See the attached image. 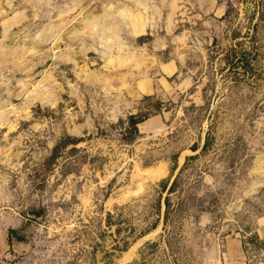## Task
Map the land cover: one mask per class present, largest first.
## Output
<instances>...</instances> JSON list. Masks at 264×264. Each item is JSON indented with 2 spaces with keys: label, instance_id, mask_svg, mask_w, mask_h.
I'll return each instance as SVG.
<instances>
[{
  "label": "rangeland",
  "instance_id": "obj_1",
  "mask_svg": "<svg viewBox=\"0 0 264 264\" xmlns=\"http://www.w3.org/2000/svg\"><path fill=\"white\" fill-rule=\"evenodd\" d=\"M262 227L264 0H0V264H258Z\"/></svg>",
  "mask_w": 264,
  "mask_h": 264
},
{
  "label": "trees",
  "instance_id": "obj_2",
  "mask_svg": "<svg viewBox=\"0 0 264 264\" xmlns=\"http://www.w3.org/2000/svg\"><path fill=\"white\" fill-rule=\"evenodd\" d=\"M237 61V59H236ZM148 117V114H130L128 117H127V120H128V130L129 132H133L134 134L138 133V124L141 123L142 121H144L146 118ZM128 132V133H129ZM209 135L207 133L206 135V138H205V141H204V144L202 146V149L206 148L208 145H209ZM196 155H193V156H187L183 165L181 166V168L179 169V171L177 172V174L174 176V179L172 180L170 186L166 189V192H167V196H165L164 198V201H165V218H164V221L166 222V220L168 219V216H169V209H170V197H169V194H171L172 192H174L176 190V186L178 184V181H179V177H180V174L182 172V170L185 168V166L187 165L188 161L190 159H192L193 157H195ZM166 187H164L165 189ZM183 201H180V204H179V208L181 207Z\"/></svg>",
  "mask_w": 264,
  "mask_h": 264
},
{
  "label": "crops",
  "instance_id": "obj_3",
  "mask_svg": "<svg viewBox=\"0 0 264 264\" xmlns=\"http://www.w3.org/2000/svg\"><path fill=\"white\" fill-rule=\"evenodd\" d=\"M162 64H163L164 67L166 66V67L171 68V69L173 67H174V69L176 68L175 64L170 63V62H163ZM174 69L171 72H173ZM260 238L262 239L261 241L264 243V227H262Z\"/></svg>",
  "mask_w": 264,
  "mask_h": 264
},
{
  "label": "built area",
  "instance_id": "obj_4",
  "mask_svg": "<svg viewBox=\"0 0 264 264\" xmlns=\"http://www.w3.org/2000/svg\"><path fill=\"white\" fill-rule=\"evenodd\" d=\"M258 264H264V261H260Z\"/></svg>",
  "mask_w": 264,
  "mask_h": 264
}]
</instances>
